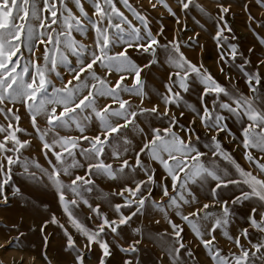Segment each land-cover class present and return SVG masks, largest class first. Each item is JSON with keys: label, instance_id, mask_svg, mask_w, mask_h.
<instances>
[{"label": "snow or ice", "instance_id": "obj_1", "mask_svg": "<svg viewBox=\"0 0 264 264\" xmlns=\"http://www.w3.org/2000/svg\"><path fill=\"white\" fill-rule=\"evenodd\" d=\"M89 2L93 9L91 14L86 11L82 0H73L79 11L77 15L68 7L66 0H0V116L4 121L0 122V202L7 204L9 188L13 195L20 194V188L12 183L14 166H20L23 174L30 178L34 179L37 173L42 179L46 178L55 190L68 223L85 240L83 247H77L71 233L54 213L50 221H44V225L51 222L63 230L67 250L75 252L74 264H84L85 254L91 253L93 244L100 250L97 264H108L113 254L112 243L105 237L111 236L113 241H117L124 228L131 225L133 217L144 213L146 207L157 209L170 225L171 232L166 228L162 233H156V237L171 257V264H196L193 249L184 243V223L191 227L194 237L207 250L211 264H254L249 258L256 256L264 264V92H261L264 76L259 69L245 71V65L250 60L239 52L238 44L229 43L224 35L226 31H232L224 15L231 10L230 6L218 4L213 39L217 48L221 49L218 53L221 61L225 59L223 44H227V55L233 60L242 57L238 68L246 81L247 93L235 85L231 89L226 87L202 63H193L182 50L179 39L174 38L161 45L159 37L164 25L161 23L154 33L147 9L142 5L136 7L129 0H119L131 13L130 19L117 6L116 0ZM178 2L180 9L187 11L193 0ZM256 2L264 7V0ZM158 5H163L180 24V17L167 0H156V3L149 0L152 9ZM196 7L205 11L201 4H196ZM248 19L251 21L254 17L249 14ZM257 22L264 27V22ZM89 30L94 32L91 44L79 41L73 35L76 31L86 36ZM197 39L198 34L189 37L185 43ZM259 40L264 45V36H260ZM116 47L120 50L115 51ZM24 48L29 52L27 58H24ZM41 48L43 52L37 54ZM158 48H163L171 68L164 82L165 91L158 96L164 105L162 111L159 104L144 106L147 93L141 76L150 66L159 63ZM129 50L139 54L140 62L130 55ZM70 56L75 57V63ZM96 65L105 70L103 74L97 73ZM61 66L69 73V79L64 80L58 70ZM221 71L224 69L221 68ZM112 73L117 74L114 82L109 80ZM52 74L62 81L61 86L55 85ZM129 79L131 83L126 82ZM195 80L202 86V107L187 105L194 115L185 125L170 110L172 106L181 104V91H189L190 84ZM209 94L215 97L211 107L204 103ZM221 95L227 99H221ZM100 98H108V102L99 106ZM17 105L22 106L29 116L47 167L36 159L22 158L23 150L31 147V139L20 136L21 133L27 134V129L20 124ZM223 109L242 121L239 139L244 159L252 165L251 168L239 163L218 138L224 133L228 137L236 135L225 122L226 117L220 111ZM183 115L181 112L180 116ZM141 116L167 120V125H149L145 131L137 123ZM38 117L46 119L44 129L39 127ZM197 118L209 133L208 142L204 144L207 152L198 147L200 136L194 127ZM93 123L97 124L95 129L90 127ZM177 127L180 131L176 130ZM57 129H74L79 135H61ZM125 129H132L141 136L139 145H132ZM130 147L132 155L128 156ZM253 150L261 154L259 158ZM109 151L110 158L117 163L111 162ZM77 155L83 159H77ZM221 159L235 171L230 172L228 166L221 167L218 163ZM148 160L162 168L163 175L159 179L156 168L147 163ZM33 167L35 172L30 171ZM76 169H82L83 175ZM97 175L122 184L118 191L114 190L115 196L121 197L122 202L110 203L112 217L101 209L100 204H90L86 198V193H91L95 187L92 177ZM64 176L69 179L65 181ZM196 184L201 187L208 185L206 195L209 200L200 202L193 191ZM157 186L161 192L159 200L152 199L153 188ZM230 189L234 191L229 199H224V193ZM69 191L71 199L66 198ZM81 201L99 220L93 228L87 227L76 215ZM248 201L255 202L247 213L248 226L240 228V235H233L228 230L233 217L232 206ZM197 203L199 208L184 211L185 205ZM217 205L218 211H209L210 206ZM170 210L180 218L181 223L171 218ZM218 229L232 241L236 251L230 250L225 255L221 247L214 243ZM130 230L139 238L118 244L125 253L121 264H141L137 254L145 238L144 229L138 226ZM250 230L258 233L256 242L250 238ZM242 238L247 241L248 247L241 242ZM19 239V236L10 237L8 246L18 245ZM43 239L46 244L48 237ZM185 252L188 260L182 259ZM44 258L48 259L46 252Z\"/></svg>", "mask_w": 264, "mask_h": 264}, {"label": "rangeland", "instance_id": "obj_2", "mask_svg": "<svg viewBox=\"0 0 264 264\" xmlns=\"http://www.w3.org/2000/svg\"><path fill=\"white\" fill-rule=\"evenodd\" d=\"M117 6L125 12L126 15L132 19L131 13L124 7L123 4L116 0ZM133 6H143L147 9V14L150 22V27L153 32L159 30L161 23L164 25V31L159 37L161 45L167 43V41L174 38L179 39L182 50L185 52L188 59L193 63H202L204 67L218 80L221 84L228 88H232L233 85L238 87L241 91L247 93L246 81L242 72L239 70L238 65L242 63V57H236L235 60L231 56L227 55L229 51L227 44H223V50L225 51V59L221 61L218 53L221 49L217 48L216 42L213 36L216 31V19L218 14V4L223 3L226 6H230L231 10L224 14L225 19L231 26L232 31L225 32L224 35L228 37L229 43L238 44V50L243 54V57H247L250 60L248 65H245V71H255L259 69L262 76H264V45L260 44L259 37L264 36V27H261V23L264 22V7L256 2V0H193L189 10L184 11L180 9L178 0H167V3L176 11L180 17V24L176 23L175 18L167 12L163 5H158L155 9L149 6V0H129ZM152 3H156V0H151ZM68 7L72 8L73 12L79 15L78 9L75 8L73 0H66ZM86 11L91 14L92 6L89 0H82ZM196 4L204 6L205 11L202 12L196 7ZM247 5V8H245ZM207 13V14H206ZM251 14L254 17L253 20H249L248 16ZM136 23L135 20H133ZM87 24V21H85ZM187 25L185 28L184 25ZM198 34L197 40L188 41L189 37H194ZM73 35L79 41L87 44H91L94 39V32L88 31L86 36H82L79 32L74 31ZM202 46V47H201ZM252 49L251 52L248 49ZM115 51H119V47L114 48ZM24 58L29 56L27 48H24ZM43 49H38L37 54H41ZM130 55L134 59H138L139 54L129 50ZM159 63L154 66H150L147 71L142 72V79L145 81V92L147 96L144 98V106L150 107L152 104H159V108L162 111L164 105L159 101L158 96L162 94L164 89V82L168 78V71L171 70L170 65L166 62L165 52L163 48L157 49ZM24 58L21 59V64L24 62ZM70 60L75 63V57L70 56ZM140 62V59H138ZM146 62V61H145ZM98 74H103L104 69L99 65L94 66ZM221 68L224 71H221ZM64 80L69 79V73L64 67L58 69ZM117 77L116 73L109 75L110 82H114ZM229 77L232 79L230 80ZM52 81L57 86L62 85V81L57 79L55 74L51 76ZM127 83H131V80H127ZM51 92V87L48 89ZM202 86L198 80L193 81L190 84L189 91H181L183 101L179 106H172L171 112L177 115V119L180 123L187 125L191 120L194 113L187 107V105H193L197 108H201L200 93ZM261 92H264V88H261ZM125 98L127 96L125 95ZM215 97L209 94L205 97L204 103H207L211 107V101ZM136 100V97H133ZM221 99H227L221 95ZM108 102V98H100L98 100L99 106H103ZM138 102V101H137ZM21 116L20 124L23 128L27 129V134L21 133V138H30L31 147L23 150L22 158H32L38 160L42 165L47 167L46 160L41 154L39 149L40 141L36 137L34 129L31 127L29 116L26 114L25 109L17 105ZM59 110V108H58ZM226 117L225 122L231 128L235 137H228L226 133L221 134L218 138L222 141L224 147L232 153L233 157L241 163L245 168H251L243 156V147L240 144V127L242 121H238L235 114L229 113L228 110H220ZM183 112L184 115L180 116ZM0 122L3 121V117L0 116ZM46 119L44 117H38V124L41 129L46 127ZM137 123L148 130L149 125L164 127L167 125V120H161L158 117H144L141 116L137 120ZM91 128L97 127L96 123L90 125ZM194 127L197 130V134L200 136V142L198 147L201 151L207 152L208 149L204 147V144L208 142V131L202 127L199 119L195 121ZM177 131L180 129L177 127ZM61 135L76 136L79 135L78 131L74 129H57ZM125 133L128 135L129 140L132 141L133 146H137L141 142V136L132 129H125ZM89 134H94L90 132ZM181 135L185 133L181 132ZM78 152V150H77ZM253 154L258 158L260 153L257 150H253ZM132 155V148H129L128 156ZM110 158V151H109ZM77 159H83L77 155ZM111 159V158H110ZM142 159H144L142 154ZM107 162V161H106ZM113 164L117 163L115 159H111ZM156 168L157 179L163 175V170L158 163L153 161H146ZM221 167L228 166L230 172H234V168L228 165V162L222 159L218 161ZM30 171L35 172V168H31ZM81 175H83L82 169H76ZM65 181L69 177H62ZM142 178V176H141ZM95 187L91 193H86V198L90 204H100L101 209L105 211L109 217L113 216V212L110 208V203L122 202V198L115 196L114 190L118 191L122 186L120 181H113L110 178L103 176L92 177ZM12 183L16 184L20 188L19 195H13L11 189H7L9 194V200L7 204L0 202V264H74L75 252L67 250L66 237L63 230L54 223L44 225L45 220H51V215L54 213L60 223L64 224L69 233L73 236L77 247H83L85 244L84 238L77 232L76 228L68 223L66 215L63 213L62 207L59 205L58 198L55 194V190L47 182L46 178H41L39 173L36 177L30 178L24 175L20 166L13 167ZM167 183L171 184L170 180ZM208 185L196 184L193 186V191L196 192L200 202L209 200L206 195ZM171 191V187H170ZM234 189H230L224 193L223 198L229 199ZM161 192L159 187H154L152 192V199L159 200ZM66 198L71 199L72 193L69 191L66 193ZM231 203V201H230ZM47 205V207H44ZM251 206H255L254 201L244 202L242 204H236L232 206V221L228 226V230L233 235H240V228L247 227V213ZM200 204L185 205L184 211L189 212L194 208H199ZM219 205L209 208V211H218ZM125 214L127 210L125 209ZM76 215L81 222L87 227L93 228L99 223V220L90 214L88 205L82 201L79 204V208L76 210ZM170 215L177 223H181L180 218L175 216L170 210ZM258 218V217H257ZM159 221L157 224L156 221ZM43 225V231L41 227ZM142 226L145 233V238L140 245V251L137 254L140 258L141 264H171V257L167 255V250L164 248L161 240L157 239L156 233H162L164 229H168L171 232L170 225L162 214L154 207H146L145 212L136 215L132 219V223L129 227L124 228L122 235L117 241H113L111 236L105 237L112 243V256L108 259V264H121L122 257L125 256L118 244H124L125 241L131 242L132 239H138L139 236L136 233L131 232L132 227ZM184 243L193 249V257L196 264H211V259L207 253V250L199 243L194 237L191 227L184 223L182 224ZM216 243L221 247L225 255L228 251H236L232 241L223 236L221 230L215 232ZM19 236V244L8 246L9 238ZM44 236L48 237L47 243L43 239ZM207 238V237H205ZM250 238L253 242L258 239V233L255 230H250ZM241 242L248 247L247 241L243 238ZM47 253L48 259L44 258V253ZM163 253V255H162ZM100 255L99 248L93 244L91 253L85 254L84 264H97V257ZM184 260H188V256L185 252L182 257ZM250 260L254 261V264H262L259 256L250 257Z\"/></svg>", "mask_w": 264, "mask_h": 264}]
</instances>
